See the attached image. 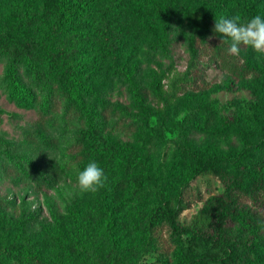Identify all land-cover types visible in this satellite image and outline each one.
<instances>
[{"label":"rangeland","instance_id":"1","mask_svg":"<svg viewBox=\"0 0 264 264\" xmlns=\"http://www.w3.org/2000/svg\"><path fill=\"white\" fill-rule=\"evenodd\" d=\"M252 1L264 9V0ZM162 3H169L172 11L164 28L156 12ZM43 4L0 0V33L47 36V26L31 24ZM108 11L105 17L84 21L76 36L90 87L88 103L99 114L104 101L132 106L128 82L118 67L133 71L142 86L158 83L161 96L148 99L150 109L137 119L135 130L128 116L105 119L103 138L85 145L95 142L104 152L89 157L78 144L80 124L65 121L58 110L42 125L41 99L23 105L12 96L8 61L0 53V139L13 143L10 149L0 147V255H9L6 247L16 243L36 251L39 264H176L180 246L171 242L167 224L151 228V210L184 191L193 203L179 222L190 225L210 195L241 185L251 168L264 167V77L232 84L221 69L210 68L205 73L208 89L193 90L182 81L191 64V35L215 33L216 18L236 13L231 0H185L182 5L174 0H114ZM70 35L69 30L56 34L55 41L75 46ZM217 40L223 42L222 36ZM223 43L229 47L230 40ZM236 58L264 69V53L250 46L242 45ZM203 59L209 61L207 55ZM212 111L218 121L204 133ZM42 135L58 142L48 147ZM190 152L228 157L223 176L201 174L178 181ZM90 160L101 164L107 181L98 191L84 192L77 175ZM129 164L135 167L133 186L118 208L114 186L128 176ZM24 220L29 222L20 229ZM113 227L122 239L117 254Z\"/></svg>","mask_w":264,"mask_h":264},{"label":"trees","instance_id":"2","mask_svg":"<svg viewBox=\"0 0 264 264\" xmlns=\"http://www.w3.org/2000/svg\"><path fill=\"white\" fill-rule=\"evenodd\" d=\"M174 1L180 5L185 4V0ZM113 2L114 0H44L42 12L31 19V24L34 28L47 26V36L18 37L0 33V53L8 61L6 78L12 96L23 105L34 104L41 99L42 125L49 114L62 110L65 121L82 126L77 137L80 148H84L88 140L103 138L102 122L107 118L128 116L131 118L129 126L133 130L137 129V119L150 109L148 99L161 96L158 83L150 87L142 86L135 81L133 71L118 67L119 76L126 77L128 82L133 96L132 106L104 101L102 113L99 114L88 103L90 87L84 77L79 37L76 36L81 33L84 21L95 16L105 17ZM166 4L168 5L162 3L156 6L163 28L170 22L172 14L167 9L170 4ZM231 4L236 11L234 16H239L242 21L264 14V9L256 8L252 0H231ZM68 30L71 41L77 44L71 46V42L65 40L57 44L56 34H67ZM220 36L208 30L194 31L191 35L187 48L191 64L182 76V81L193 90L210 88L211 85L205 78V73L210 68L221 69L232 84L250 77H264L263 68L240 63L236 55H229L226 51L227 44L217 40ZM204 55L209 57V61L203 59ZM21 66L24 68L23 72L20 70ZM262 88L264 89V82ZM132 110L136 111L131 112ZM217 121L218 113L212 111L204 126V133ZM42 140L48 147L55 146L58 142L57 139H48L44 135ZM11 146L13 143L0 139V147L10 149ZM84 152L89 157H95L104 152V149L93 142L91 146L85 147ZM228 160V157L222 155L204 157L190 152L177 180L201 174L222 177L223 163ZM134 170V165L129 164L128 176L114 186L119 200L118 208H122V199L133 186ZM198 200L203 201L201 196ZM192 203L185 192L181 191L170 199H162L161 204L149 213L151 228L160 223L167 224L171 242L180 246L176 264H264V167L251 168L244 174L241 185L210 195L192 224L182 225L179 218ZM74 214L77 223H80L78 212ZM27 222L29 220L19 221V228L25 229ZM116 229L113 227L112 232L117 254L122 239L116 235ZM6 250L9 255H0V264H14L15 261L39 264L36 251L16 243L8 245Z\"/></svg>","mask_w":264,"mask_h":264},{"label":"clouds","instance_id":"3","mask_svg":"<svg viewBox=\"0 0 264 264\" xmlns=\"http://www.w3.org/2000/svg\"><path fill=\"white\" fill-rule=\"evenodd\" d=\"M214 32L222 36L223 42L230 40L226 49L229 55H239L242 45L250 46L257 53H264V14L243 21L239 16H221L216 18ZM106 181L105 169L95 160H90L77 175L79 189L84 192L98 191Z\"/></svg>","mask_w":264,"mask_h":264}]
</instances>
